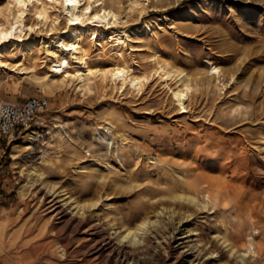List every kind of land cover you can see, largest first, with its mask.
<instances>
[{"label": "rangeland", "instance_id": "1", "mask_svg": "<svg viewBox=\"0 0 264 264\" xmlns=\"http://www.w3.org/2000/svg\"><path fill=\"white\" fill-rule=\"evenodd\" d=\"M5 25L0 100L49 107L0 137V264H264V0H0ZM76 41L57 72L49 53ZM163 154L231 194L177 201L203 202L202 180Z\"/></svg>", "mask_w": 264, "mask_h": 264}, {"label": "bare ground", "instance_id": "2", "mask_svg": "<svg viewBox=\"0 0 264 264\" xmlns=\"http://www.w3.org/2000/svg\"><path fill=\"white\" fill-rule=\"evenodd\" d=\"M69 1H72V0H69ZM68 8H70V5H69ZM76 9H77L76 6L75 5H72L71 10L68 12V13H70V15L74 16L73 18H69V20L72 21V22L78 20V18H76V15H75L76 14ZM103 14L104 15L98 13V16L95 17V20L97 22H99V23H104V22H106V20L108 18L113 17V16H110V14H107V10H103ZM11 26L10 25L9 26H6L5 25L2 28H0V44L3 43L4 41H7L9 39V37L13 35L14 28L11 27ZM65 47L67 49H66V51H63V55H62L63 57H61V55H58L56 52L49 53V55L54 58V64H55L54 67L57 68V72H61L62 69L64 68V64L62 63L63 58L74 56L77 53L80 54V57L81 58L84 56V49L79 46V44L77 43V41L74 42V43L67 44V45H65ZM64 56H66V57H64ZM64 63L68 67V64L69 63L66 62V61ZM164 63H166V62H164ZM215 70H216V68H215ZM86 71H88L89 74H93L92 70H87L86 69ZM180 74H181V72H180ZM176 91H177V93H175V97H176V99L178 101L181 102L183 93L185 94V89H182V90L176 89ZM184 108H185V106H184ZM38 135H39L38 132L31 134L30 135V141L31 142L36 141L38 139ZM107 135H108V132H105V131L102 132L100 142H102L103 144H106L107 146H110L112 144H111V142L108 141V136ZM161 157H162L161 159H162L163 163L166 164V162H170L174 166V168H176L177 170H179L178 173H176V174L179 175V178H180V181H181V185H183V184L184 185L185 184L186 185H190L191 181L192 180H195L197 178H200L202 180V186L200 185L201 186L200 188L202 189V191L204 190L203 191L204 192V194H203V199L204 200H202L203 202H201L199 204L198 203V199L196 197H192V198L177 197V198H175L177 201H179V202L181 201L183 203H184V201H186L187 203H189L191 205H194L197 209H199L201 211H206V210H208V211H214L216 209V207L219 204H221L220 203L221 200L224 199L227 195L229 196V194H231V189H232L231 186L225 185L226 183L224 184L219 179H216V178L214 179V178L208 177V175H207L206 172H202V173H199L198 174V171L196 169L197 163L199 162L197 156H195V155L190 156L189 155V157H187V156L177 157L176 155H173V154H171V155L170 154H166V155L163 154V155H161ZM199 158H200V156H199ZM198 166H199V163H198ZM174 168H173V170H174ZM170 171H172V170H170ZM179 172H181V173H179ZM222 204H224V203H222ZM224 207H226V206H224ZM252 211H253V209H252ZM189 221H190L189 220V217L184 218L183 221L180 222V224L178 225V227L176 228V230H179V228H182L183 225H184V223L185 222H189ZM263 223H264V221H263ZM253 224H254V226H253L254 228H253L252 231L254 232V234L258 233V234H260V236L262 238H264V228L261 227L260 223H258L256 221H254ZM145 225H147V223L144 224V226ZM243 225H244V223H243ZM138 231H140V229ZM128 237H131V238L136 239L137 238V231L136 232L129 231L128 234L126 235V237L124 239H127ZM253 241H254V239H253ZM230 242H232V241H230ZM223 243L225 244V242H223ZM120 247L121 248L118 249V254L120 256L121 255L122 256H126V257L129 256V254L127 253L126 248H122V246H120ZM249 251L250 252H253L255 254V256H257V257L258 256H261V255L264 256V246H262L261 242L260 243H257L255 241L254 242H251L250 241ZM197 252H201V251H197ZM241 260L244 261V258L243 259L241 258Z\"/></svg>", "mask_w": 264, "mask_h": 264}, {"label": "built area", "instance_id": "3", "mask_svg": "<svg viewBox=\"0 0 264 264\" xmlns=\"http://www.w3.org/2000/svg\"><path fill=\"white\" fill-rule=\"evenodd\" d=\"M48 107L49 100L45 96H36L18 104L0 100V137L6 138L28 129Z\"/></svg>", "mask_w": 264, "mask_h": 264}]
</instances>
